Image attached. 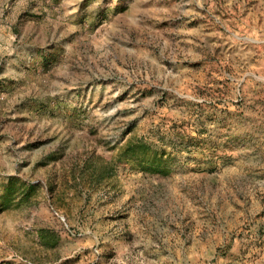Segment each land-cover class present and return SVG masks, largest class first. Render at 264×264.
I'll use <instances>...</instances> for the list:
<instances>
[{"label":"rangeland","instance_id":"1","mask_svg":"<svg viewBox=\"0 0 264 264\" xmlns=\"http://www.w3.org/2000/svg\"><path fill=\"white\" fill-rule=\"evenodd\" d=\"M0 264H264V0H0Z\"/></svg>","mask_w":264,"mask_h":264},{"label":"trees","instance_id":"2","mask_svg":"<svg viewBox=\"0 0 264 264\" xmlns=\"http://www.w3.org/2000/svg\"><path fill=\"white\" fill-rule=\"evenodd\" d=\"M127 145H129V143Z\"/></svg>","mask_w":264,"mask_h":264}]
</instances>
